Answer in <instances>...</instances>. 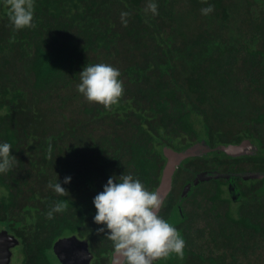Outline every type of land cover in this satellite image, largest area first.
Instances as JSON below:
<instances>
[{
    "label": "trees",
    "instance_id": "1",
    "mask_svg": "<svg viewBox=\"0 0 264 264\" xmlns=\"http://www.w3.org/2000/svg\"><path fill=\"white\" fill-rule=\"evenodd\" d=\"M149 2L158 14L145 12ZM208 4L214 10L203 15ZM186 13L201 21H183ZM33 22L14 30L0 0V143H10L17 158L0 174V229L19 240L11 264H60L52 244L68 235L87 239L91 264H108L114 249L96 233L94 197L122 174L154 191L163 147L185 150L203 128L213 147L247 138L258 150L238 157L213 151L204 167L193 159L185 168L235 172L228 164L236 161L227 159L236 158L264 173V0H34ZM98 63L121 72L124 95L110 110L77 90L79 73ZM251 181L243 195L253 196L252 205L234 213L225 181L197 187L202 217L214 215L185 242L182 258L173 253L155 264H264V176ZM56 182L69 195L48 187ZM65 201L67 210L48 219ZM175 202L169 192L165 220ZM181 229L186 240L190 226Z\"/></svg>",
    "mask_w": 264,
    "mask_h": 264
},
{
    "label": "clouds",
    "instance_id": "2",
    "mask_svg": "<svg viewBox=\"0 0 264 264\" xmlns=\"http://www.w3.org/2000/svg\"><path fill=\"white\" fill-rule=\"evenodd\" d=\"M202 3L207 4L208 0H202ZM4 4L14 30L35 27L34 0H4ZM213 10V6L208 4L201 9V13L208 15ZM148 11L158 14V5L149 2L145 9V12ZM127 16V12L121 13L125 26L127 20L124 18ZM79 75L77 90L90 103L110 110L124 95L121 72L111 64L85 66ZM11 150L10 143H0V174H7L17 164ZM51 150L49 145V154ZM70 180L71 177H65L64 183ZM48 187L61 196L69 195L60 182L49 183ZM93 204L96 209L93 221L101 226L96 233L107 235L114 252L122 258V264H155L173 253L183 257L185 240L178 229L160 215L164 201L158 192L149 191L138 178L130 174L110 177L103 191L94 197ZM67 208L66 201L57 202L48 211L47 218L53 219L54 213H63Z\"/></svg>",
    "mask_w": 264,
    "mask_h": 264
},
{
    "label": "water",
    "instance_id": "3",
    "mask_svg": "<svg viewBox=\"0 0 264 264\" xmlns=\"http://www.w3.org/2000/svg\"><path fill=\"white\" fill-rule=\"evenodd\" d=\"M198 145L191 146L181 151H176L169 147H163L162 151L165 157V163L162 167L158 184L154 190L158 192L163 201L171 190L172 177L182 160L193 155H198L200 151H203V153H206L207 151H219L230 157H238L253 155L258 150L255 143L247 138L242 139L239 143L218 144L213 148L201 144V146ZM263 176L264 173L256 171H243L237 173L204 171L197 174L191 183H188L185 186L184 193L191 184L195 185L211 178H224L228 180L229 190L232 191L235 187V180L238 178H262ZM18 244L19 240L13 234L4 229H0V264H11L12 249ZM52 251L60 264H89L93 257L87 239H81L76 235H68L58 238L52 244ZM109 264H122V258L113 251Z\"/></svg>",
    "mask_w": 264,
    "mask_h": 264
},
{
    "label": "flooded vegetation",
    "instance_id": "4",
    "mask_svg": "<svg viewBox=\"0 0 264 264\" xmlns=\"http://www.w3.org/2000/svg\"><path fill=\"white\" fill-rule=\"evenodd\" d=\"M206 135L207 134L203 135V138H201L200 140H196L192 145H190L188 147H191V146L199 144L198 146L203 145V146H208L209 148H213V145L211 144L213 142H210L209 137H207ZM212 153H213V151H207L206 153H203V151H200V153L198 155H193L191 157H188V158L184 159L185 161L182 160L181 163L179 164V166H177V168H176V170L174 172V175L172 177V187H171L170 193H172V196L175 197V201H176L175 203L176 204L174 205V208L171 210V213L169 214V217H168V219H166V221L170 223V219H172L174 217H176V218L178 217V220L174 223V225H172L173 227H176L178 230L183 228L188 222L191 221L190 220L191 213L195 214V211L197 210V208L199 206L198 205V200H199V202L203 201V193H199L196 188L201 186L200 189H203V183L207 182V181H210V179L201 181V182H199V183H197L195 185L191 184L190 187L184 193L185 186L188 183H191V181L194 179V177L197 174H199L200 172H204V171H208V172L216 171V172H218L216 169L209 170V169H205V168L198 169V170L195 171L192 168H190V169L189 168H185L184 165L188 166L187 164H188V161H190V160L202 159L203 160V167H204V165H205L204 158L206 156H209L210 154L212 155ZM231 160L236 161V163L233 166H231V164H228L230 167H233V168L237 169V171H235V173L241 172L240 170H242V172L248 170L246 168H243V167H247V163H245V162L240 163L239 161L236 160V158L227 159V161H231ZM249 165L250 164H248V166ZM179 168H182L184 171L180 172ZM240 168H242V169H240ZM226 170H227L226 172H233V171H228L229 169H226ZM186 175L190 178V180H184ZM211 179H220V180L225 181V184L222 187L223 188V196L226 197L229 200V205H231V204L235 205V209L238 208L243 203H245L246 201H247V207L252 205L253 196L252 195H247V194H245L246 196L243 195L244 191H246L245 188H247V190L249 188H251L250 184H249V180L247 182V179H245V178L236 179L235 180V187H234V190L231 191L232 192V194H231V192L229 190V182H228V180H226L224 178H211ZM255 181H253V182H255ZM244 182H247L248 186L245 187ZM224 191L226 193H228V196L225 195ZM234 194L236 195V197L235 196L233 197ZM188 204L193 206V209L191 211H188V210L184 209V206H188ZM194 229H195V226L193 225L192 226V231ZM200 231L203 234V229H201ZM191 235H192V232L190 233V237H191ZM81 239H86V238H81ZM192 240L195 241V237H193ZM111 257H112V255L110 256V258L108 260V264L110 263ZM93 259H94V255H93L91 261ZM160 260H162V259H160ZM160 260H157L156 262H158ZM91 261H90L89 264H91Z\"/></svg>",
    "mask_w": 264,
    "mask_h": 264
},
{
    "label": "rangeland",
    "instance_id": "5",
    "mask_svg": "<svg viewBox=\"0 0 264 264\" xmlns=\"http://www.w3.org/2000/svg\"><path fill=\"white\" fill-rule=\"evenodd\" d=\"M191 16V17H190ZM194 16H192L191 14H188V13H186L184 16H183V21H186L187 23L188 22H191L190 24H193L196 20H194ZM191 19V20H190ZM195 19H197V20H200L201 21V18H199V17H196ZM205 134H207V132L204 130V128H203V135H205ZM256 179H260V178H247V182H248V180L249 181H254V180H256ZM251 181V182H252ZM261 192H264V183L262 184V186H261V188L259 189ZM231 192V191H230ZM224 193H225V195L226 196H228V193H226L225 191H224ZM231 194H232V192H231ZM236 197V195L234 194L233 195V197ZM199 202V201H198ZM199 204V206L201 207V209H197L196 210V212H197V214H192L191 213V216H190V222H188L187 224H186V226L189 228V226H190V229L188 230V232H187V235H186V240H185V242H189V241H192V238L193 237H195V238H197V236H198V234H199V230H201V229H203L202 227L203 226H205V221H207L208 220V218L207 217H210V219L212 218V216L211 215H214V211H212V212H209V211H206L207 213H208V215H203V217H202V215H201V210L203 209V201L202 202H199L198 203ZM206 205H205V209H207L209 206H210V202L209 201H206V203H205ZM218 205V212H220V213H223V208H224V206H222V207H220V204L218 203L217 204ZM237 207V206H236ZM184 209L185 210H188V211H191L192 209H193V206L192 205H190V204H188V206H184ZM230 209H231V211L234 213V210H235V205L234 204H231L230 205ZM237 209V208H236ZM195 215H197L196 217H195ZM201 217V218H200ZM178 220V217L176 218V217H174V218H172V219H170V224L171 225H174V223L176 222ZM195 226V229L192 231V226ZM192 232V235H191V237H190V233ZM203 249V248H202ZM13 258H14V255H13V257H12V260H13Z\"/></svg>",
    "mask_w": 264,
    "mask_h": 264
}]
</instances>
